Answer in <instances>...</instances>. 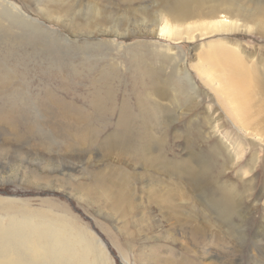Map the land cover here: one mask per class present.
Wrapping results in <instances>:
<instances>
[{
	"label": "rangeland",
	"instance_id": "1",
	"mask_svg": "<svg viewBox=\"0 0 264 264\" xmlns=\"http://www.w3.org/2000/svg\"><path fill=\"white\" fill-rule=\"evenodd\" d=\"M166 1L0 0V243H16L11 258H27L34 241L28 239L42 227L65 223L93 243L95 264H188L191 259L203 264L207 257H197L192 244L184 243L187 238L173 224L172 212L149 199L152 189L169 184L188 196L189 209L177 216L190 219L194 213L201 223L209 214L208 239L214 232L225 247L234 246L235 264L264 262V240L253 243L261 224L264 234V144L234 128L215 93L191 65L204 53L199 50L203 43L227 35L249 52L264 54V34L237 30L212 32L188 42L170 40L155 28ZM258 2L264 0H236L246 11H253ZM180 57L198 87L197 100L188 93L184 73L172 69ZM155 78L164 82L158 95L151 88ZM148 93L154 94L149 100L157 101L161 110L157 117L162 122L156 126L139 113L140 100ZM209 108L215 110L222 130H236L251 149L242 160L253 153L258 157V167L244 178L251 182L246 188L249 196L240 204L243 211L234 212L228 224L216 209L206 208L204 194L193 188L185 173L169 174L158 163L150 166L130 158L118 142L122 134L143 139L152 144L153 154L159 148L172 161L184 160L209 179L220 166L218 156L207 147L216 140L202 142L197 131L205 130ZM123 115L130 132L121 125ZM143 125L157 140L162 136L158 144L151 136H142ZM123 172L137 202L133 209L112 206L93 184L99 173ZM232 172L235 179L225 174L219 182L227 178L240 185ZM238 226L245 233L243 240ZM6 253L0 250V262L10 258Z\"/></svg>",
	"mask_w": 264,
	"mask_h": 264
},
{
	"label": "bare ground",
	"instance_id": "2",
	"mask_svg": "<svg viewBox=\"0 0 264 264\" xmlns=\"http://www.w3.org/2000/svg\"><path fill=\"white\" fill-rule=\"evenodd\" d=\"M159 11L161 12L159 23L155 28L158 29L160 35L174 41L180 42V40H187L188 42L200 36L209 35L208 33L212 32L213 34H215V32L227 34L237 30L247 32L256 30L264 34V2H258V5L253 11H246L236 3V0H168L162 4ZM16 15L19 17L18 12ZM156 31L157 30H155V32ZM227 36L203 43L199 50H202L204 53L201 55L199 54V58L195 55L197 59L192 62L191 65L198 71L200 74L198 75L201 77L202 81L215 93L220 106H223L222 108L227 112V116L229 115L232 119L234 128L238 129L239 132V129L243 130L246 136H252L257 144L262 145L264 144L263 50L249 52L246 47H244L245 45L243 46L241 45L242 43L239 44L238 41L233 39H228ZM165 61H167V59ZM167 63L169 62L167 61ZM161 65L162 63L159 66ZM170 65L173 64L170 63ZM176 65H180V68L178 69ZM176 65L174 64V68H171L174 69V71L177 70V72L181 71L180 73H184L183 78L185 77L184 79L188 85V87H186L189 90L188 93L195 96L197 100V95H199L198 87L195 85L191 77L192 74H190V70L185 65L183 57L179 58ZM162 67L163 66H161V68ZM166 79L169 78L167 77ZM160 83H162L161 85L163 86L164 82L162 81ZM160 83L156 78L152 81L151 88L155 90L154 92H156V94L162 91V88L159 86ZM151 94L152 93H148L145 95L147 102L144 101L145 99L142 100L141 98L142 101L140 100L139 105L141 104L142 107L140 106L139 113L142 118H149V121L156 126L162 122V119L157 117V113L160 110L157 101L154 99L149 100ZM186 96L190 95L186 94ZM147 106L148 109L143 110V108ZM207 110L211 112L210 116L208 115L209 117L207 116L206 121H204V125L206 126L204 129L207 131H202L201 127H199V129L197 128V131L199 132L200 130L199 136L202 142L206 143L208 139L215 137L213 139L216 140V144L207 146L210 149H208V151L214 152L219 158L220 166L217 174H215V176L210 175V178L213 180L217 178L214 181L209 180L210 178L207 179L205 175L204 177H202L201 174L199 175L191 165L184 160L172 161L166 154H163L162 150L159 148L155 149L157 152L153 154L152 144L143 139L136 138V140H133V137L129 136V134H122L118 142L121 144L120 147L124 148L125 152H128L126 154L130 158L146 161L150 166L154 163H158L163 167L164 171L169 174L179 176L185 173L187 178L191 181L193 188L204 194L205 204L207 203L206 208L213 207L216 209L219 218L224 220V224H228L234 212L242 213L243 211L240 204H242V198H247L249 196L246 188L251 182L249 179L245 180L244 178L248 175H252L254 168L258 167L256 165L258 163V157L253 153L246 161H243L242 159L244 156L252 153L251 149L247 150L245 141H242L243 138L238 135L239 133H237L236 130H222V124H219V119L217 116L215 117L213 113L215 110L213 112L210 108ZM212 115L214 116L213 118H211ZM125 116L123 115L121 118V125L124 130L127 129L125 132H130L129 129L131 128H129L127 124L128 117L126 118ZM160 117L163 118L164 116ZM150 122L148 124H150ZM216 126H219L220 129L216 128ZM141 132L143 137L151 136L152 143L155 144H158V140L162 137L159 136L157 140V137H154L151 134L152 132L146 129L144 125ZM141 132L139 133L141 134ZM191 154L195 155L193 152ZM232 171L237 174V179L242 181L240 184L237 180L240 185L227 180V178L219 182V180L221 181L219 178H223L225 174H227L230 179V172ZM121 174L99 173L95 175L96 182L93 184L97 183L99 185V188L102 190L101 196L108 199L112 206H125L128 209H133L137 202H135L134 194L129 187L128 174L125 172ZM247 178H250V176ZM233 179L235 178L232 177V180ZM158 183H160V180L155 184L158 185ZM150 185L152 184L150 183ZM203 188L207 193L202 191ZM263 191L264 188L261 190V193ZM175 192L177 193L176 195ZM150 195L149 199L152 200V202L172 212L170 215L173 216V224L179 226L182 233L181 235H183L182 237H185V239L187 238L184 243L187 245L188 243L192 244L197 257H205V259L207 257L206 262L204 260L203 264H235L233 257L236 255V250L233 248L234 246L232 248H230V246L225 247L221 239L219 237L217 238L214 232L211 238L208 239V234L211 233L209 229H211L210 227L212 226V219L211 217L209 219V214H204L206 212H203L204 215L201 218V223L197 222L198 217H196L194 213L192 215L188 213L190 219L181 218L179 215L177 216V213L182 215L185 213V209H189L185 201L188 198L185 191H181L180 188H172L168 184L164 188L157 187L152 189ZM177 197L179 198L177 199ZM182 201L185 203L183 204ZM261 227L262 224L257 228L256 234L253 235L254 241H252L254 244L264 240ZM237 229H239V237H242L243 240L245 237V233L242 231L243 228L238 226ZM22 235L24 238H29L32 234ZM19 238L20 235L17 239ZM33 239L34 241L29 245V249L32 251L27 258L21 257L20 255L11 258L10 255L14 253L12 251L16 247L15 242L10 240L8 243H0L3 246L0 247L2 254L5 255L7 251L6 257H10L6 259L4 263L1 261L0 264H95L93 254H96V248L93 243L91 244L89 242L90 239L86 238L84 234H81L79 230L69 227L68 224L65 225V223H61L55 225V227L46 229L42 227V229L38 230L34 238L28 240ZM28 240L24 241L23 244ZM189 259H191V257ZM212 259L214 261H209ZM188 264L200 263H198L196 259H191ZM261 264H264V262H261Z\"/></svg>",
	"mask_w": 264,
	"mask_h": 264
}]
</instances>
